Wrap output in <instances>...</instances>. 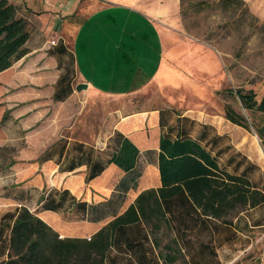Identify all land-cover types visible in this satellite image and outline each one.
<instances>
[{"label":"trees","instance_id":"1","mask_svg":"<svg viewBox=\"0 0 264 264\" xmlns=\"http://www.w3.org/2000/svg\"><path fill=\"white\" fill-rule=\"evenodd\" d=\"M30 35L27 21L8 0H0V74L28 54ZM57 55L64 57L61 69L69 59L76 71L70 52L63 48ZM72 85L62 74L55 101L72 94ZM258 111L264 113V98ZM226 119L249 130L232 110H226ZM191 127H197L195 135ZM159 132L157 150H141L115 133L106 159L83 143L71 151L62 146L57 157L62 173L85 167L89 184L114 165L123 176L116 180L111 198L98 203L53 188L43 191L35 211L24 205L7 210L0 216V264H220L219 250L233 245L237 237L229 218L264 209V189L252 177L255 166L232 154L229 146L220 147L223 138L213 134L212 127L174 110L159 111ZM142 159L157 168L159 186L142 191L125 207L126 196L143 177ZM43 211L61 215L66 223L106 224L90 238H62L38 217Z\"/></svg>","mask_w":264,"mask_h":264},{"label":"rangeland","instance_id":"2","mask_svg":"<svg viewBox=\"0 0 264 264\" xmlns=\"http://www.w3.org/2000/svg\"><path fill=\"white\" fill-rule=\"evenodd\" d=\"M243 1L244 4L225 5L221 0H179L178 14L172 21H156L166 32L165 48L172 57L157 52L162 58V68L149 75L151 84L137 97H89L88 89L78 92L77 72L68 59L66 68L61 71L73 84L72 94L61 102L55 101V88L52 100L45 105L50 113L31 124L32 116L20 114L42 108L32 109V99L21 102L14 98L17 92L11 89V72L1 74L0 199L23 200L14 183L17 178L13 171L15 164L24 163L40 169L52 162L62 174L57 164L60 148L66 145L71 151L79 143L93 148L106 159L110 153L108 141L105 146L101 142L104 143L105 132L112 124L117 125L127 114L167 109L196 124L212 127L213 134L223 138L218 144L220 147L229 146L232 154H240L255 166L252 177L264 189V113L258 111L264 98V0ZM199 46L206 51L203 57L207 58V66L194 67L186 62ZM21 91L27 97L26 89ZM226 110L243 118L249 130L227 120ZM189 130L193 135L198 132L197 127ZM50 158L52 161L48 160ZM148 167L151 166L142 159V171ZM152 167L138 187L126 196L125 207L134 202L145 186L154 182L158 183L152 188L159 186L158 170ZM81 173L69 175L66 180L70 186L72 183L81 186L79 198H91L97 203L111 198L116 179L106 188L103 185L106 177L97 184L95 180L89 184L75 181L74 177ZM35 177L31 176L26 182L35 185ZM48 188L47 185L43 190L32 188L33 195L27 198L28 206L35 204L37 198L39 205L43 191ZM10 208L0 205V216ZM229 219L236 225L237 237L233 245L219 250L220 264H264V226H254L256 222H264V209L238 213L237 217ZM166 242L164 239L163 244ZM179 264H186L185 260Z\"/></svg>","mask_w":264,"mask_h":264},{"label":"crops","instance_id":"3","mask_svg":"<svg viewBox=\"0 0 264 264\" xmlns=\"http://www.w3.org/2000/svg\"><path fill=\"white\" fill-rule=\"evenodd\" d=\"M8 1L16 9L17 16L27 21L31 32L26 45L28 54L7 70L13 76L11 89L17 92L14 98L21 102L32 99V109L42 108L37 112L20 114L32 116L31 124H36L50 113L45 105L52 100L62 75L60 64L64 57L57 53L63 48L72 54L78 84L88 86L89 97H137L151 84L149 75L152 76V72L156 74L162 68V58L158 54L172 57L165 48L166 32L156 21H172L173 16L178 14L179 0ZM195 49L186 63L194 67L207 66V58L203 57L206 51L201 46ZM122 85L126 87L123 89ZM22 89H26L27 97ZM159 111L124 115L117 125L112 124L110 130L105 132L104 143L101 144L105 146L115 133H121L141 150H157L160 141ZM23 164L17 163L13 169L17 175L14 183L18 185L16 189L23 200L0 199L1 206L24 205L31 211L36 210L39 199L28 206L27 198L33 195L32 188L43 190L45 185L49 186L48 189H67L81 199L78 197L81 186L76 183L70 186L66 180L69 175L81 171L74 180L85 181V167L73 173L61 174L52 162L40 169ZM150 168L153 167H148L143 177ZM31 176L35 177V185L26 182ZM122 176L121 171L111 165L95 183L106 177L103 185L109 188L114 179L119 180ZM156 183L142 188L137 196ZM82 200L92 202L91 198ZM38 217L62 238H90L106 224L66 223L61 215L51 211L40 212Z\"/></svg>","mask_w":264,"mask_h":264},{"label":"water","instance_id":"4","mask_svg":"<svg viewBox=\"0 0 264 264\" xmlns=\"http://www.w3.org/2000/svg\"><path fill=\"white\" fill-rule=\"evenodd\" d=\"M87 89H88V86H87L86 84H80V85H78V86L76 87V90H77L78 92H82V91L87 90Z\"/></svg>","mask_w":264,"mask_h":264},{"label":"built area","instance_id":"5","mask_svg":"<svg viewBox=\"0 0 264 264\" xmlns=\"http://www.w3.org/2000/svg\"><path fill=\"white\" fill-rule=\"evenodd\" d=\"M52 44L54 45V44H55V42H52Z\"/></svg>","mask_w":264,"mask_h":264},{"label":"bare ground","instance_id":"6","mask_svg":"<svg viewBox=\"0 0 264 264\" xmlns=\"http://www.w3.org/2000/svg\"><path fill=\"white\" fill-rule=\"evenodd\" d=\"M264 158V157H263Z\"/></svg>","mask_w":264,"mask_h":264}]
</instances>
